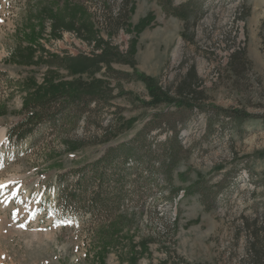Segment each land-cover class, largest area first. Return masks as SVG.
<instances>
[{
	"label": "rangeland",
	"instance_id": "1",
	"mask_svg": "<svg viewBox=\"0 0 264 264\" xmlns=\"http://www.w3.org/2000/svg\"><path fill=\"white\" fill-rule=\"evenodd\" d=\"M190 1L185 21L158 0H130L128 17H119L123 0H0V264H264V0L174 5ZM106 49L115 54L101 70L84 72L79 59ZM114 71L149 76L172 95L190 84L196 107L142 109L145 84ZM69 86L105 94L101 123L7 142L25 104ZM220 108L251 116L232 121ZM164 110L178 113L190 149L175 175L178 195L107 220L56 219V174ZM122 116L132 121L127 131L92 144ZM200 177L220 189L210 210L183 192Z\"/></svg>",
	"mask_w": 264,
	"mask_h": 264
},
{
	"label": "trees",
	"instance_id": "2",
	"mask_svg": "<svg viewBox=\"0 0 264 264\" xmlns=\"http://www.w3.org/2000/svg\"><path fill=\"white\" fill-rule=\"evenodd\" d=\"M158 1L165 11L185 21L189 20L191 9L195 8L191 1L179 6L174 5V0ZM129 2L130 0H123L119 17H128L131 11ZM200 5L199 2L198 8ZM132 48L130 54L133 53ZM114 54L115 52L106 49L94 55L93 59H79L78 64L84 72L94 74ZM108 70L111 69L104 73L107 74ZM114 72L117 74L115 79L133 77L145 84L148 100L136 101L142 109L154 110L161 105L173 106L176 110H192L196 107V96L191 91L190 84L187 89L172 95L149 76ZM104 101L105 94L98 89L69 86L52 90L23 106V116L7 129L6 140L9 144L16 145L30 137L42 139L45 135L58 133L63 126L77 124L80 120L88 123L97 116L101 123L104 119L101 113ZM220 110L237 122L248 120L251 116L239 109ZM176 115L165 110L153 111L135 132L115 143H109L94 160L57 173L53 186L49 184L56 192L55 206L52 207L56 213L55 218L74 217L90 222L107 220L125 209L154 207L178 195L173 185L175 175L179 164L188 158L190 149L181 142L180 126L182 127L183 121ZM121 119V124H114L113 119H110L103 128L98 122L96 126L102 130L101 139L92 144L108 143L127 131L132 121L123 116ZM68 148L75 147L70 145ZM184 175L185 173H179L182 180H186ZM208 180L200 177L183 188L184 195L196 194L205 210L211 209L220 190L216 185H208Z\"/></svg>",
	"mask_w": 264,
	"mask_h": 264
}]
</instances>
